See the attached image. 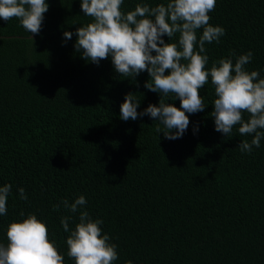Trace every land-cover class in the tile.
<instances>
[{
	"label": "trees",
	"instance_id": "16d2710c",
	"mask_svg": "<svg viewBox=\"0 0 264 264\" xmlns=\"http://www.w3.org/2000/svg\"><path fill=\"white\" fill-rule=\"evenodd\" d=\"M46 2L33 39L18 19H0V186L12 185L0 243H8L11 222L35 214L64 264H75L61 217L71 216L74 229L79 211L53 205L83 195V210L103 220L102 232L117 245L113 264H264V139L248 154L238 145L252 137L241 136L238 126L230 137L215 131L210 80L200 89L206 107L189 114L182 138L157 133L159 122L149 116L123 121L127 93L140 101L138 112L158 105L160 95L144 87L148 73L133 80L119 76L110 57L99 65L82 59L75 30L90 18L81 0ZM137 3L167 0H124L121 9ZM209 15L225 35L206 44L207 67L233 51H251L246 69L264 78V0H216ZM65 31L73 33L66 42ZM164 100L180 106L172 96Z\"/></svg>",
	"mask_w": 264,
	"mask_h": 264
},
{
	"label": "clouds",
	"instance_id": "9594fccd",
	"mask_svg": "<svg viewBox=\"0 0 264 264\" xmlns=\"http://www.w3.org/2000/svg\"><path fill=\"white\" fill-rule=\"evenodd\" d=\"M123 3L124 0H81L83 16L90 21L75 30L74 44L81 58L93 64L99 65L110 57L119 76L135 80L141 73H148L144 87L160 95L158 105L149 104L138 112L140 101L134 93H127L120 105V119L135 121L149 116L166 129L161 131L158 125L157 133L163 132L168 140L182 138L190 124L189 114L203 112L206 107L200 89L210 80L215 94L210 113L215 131L230 137L238 126L241 136L252 137L250 142L240 141V151L250 154L254 147L259 148L264 139V78L260 71L246 69L253 53L236 56L233 51L228 58L207 67L206 44L219 43L225 35L223 27L209 23L216 0H167L155 6L137 3L126 13L121 9ZM48 10L46 0H0V19H18L31 39L40 34ZM200 30L202 34L198 36ZM72 36L70 31L63 33L65 42ZM169 96L179 99L180 106L166 103L164 98ZM193 132H198V126ZM11 191V184L0 186V216L7 215ZM18 193L20 199L27 200L24 188H19ZM61 204L70 213L79 211L74 229L69 228L71 216L61 217L63 230L69 233L67 256L75 264H113L118 259L117 245L102 232L103 220L93 219L83 210L86 198L81 195L71 203L65 198L53 205V210L59 211ZM6 237L8 243H0V264H64V256L49 239L46 224L35 214L11 222Z\"/></svg>",
	"mask_w": 264,
	"mask_h": 264
}]
</instances>
